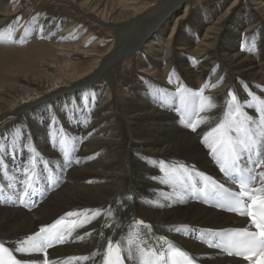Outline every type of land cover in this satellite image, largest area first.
Masks as SVG:
<instances>
[{"label":"bare ground","instance_id":"1","mask_svg":"<svg viewBox=\"0 0 264 264\" xmlns=\"http://www.w3.org/2000/svg\"><path fill=\"white\" fill-rule=\"evenodd\" d=\"M166 1L149 6L135 0H71L114 28L113 48L104 50L72 31L73 23L63 27L38 18L16 31L8 24L11 0H0V158L10 171L21 164L26 175L33 157L38 168L45 159L59 162L65 144L75 163L64 185L32 213L0 206V239L13 248L63 217L79 228L75 242L52 251L57 260L86 257L80 264H100L109 242L124 246L129 235L139 238L136 244L157 248L167 243L162 237L169 238L207 255L202 258L208 263L230 261L187 233L245 219L188 203L177 186L184 176L176 178L182 171L216 173L209 147L214 137L206 143L205 136L222 122L250 118L249 127L260 130L264 0H227L213 10L178 0L175 6L183 9L177 12L164 6ZM174 12L175 20L170 19ZM148 17L141 34L122 33ZM131 53L133 64L126 62ZM77 58L84 61L76 63ZM119 59L126 63L114 69L116 89L96 83ZM135 72L137 78L130 80ZM233 95L239 112L229 103ZM202 97L212 107L201 110ZM49 106L46 124H37L35 118H46L36 113Z\"/></svg>","mask_w":264,"mask_h":264},{"label":"snow or ice","instance_id":"2","mask_svg":"<svg viewBox=\"0 0 264 264\" xmlns=\"http://www.w3.org/2000/svg\"><path fill=\"white\" fill-rule=\"evenodd\" d=\"M3 33H0V39H3ZM251 95V93H250ZM254 100L258 99L253 97ZM208 98H201V110L205 107H212L207 103ZM230 105L236 107V111L239 112V105L237 104V98L233 95ZM260 111L262 113L260 118V130L256 131L249 127L247 119L240 121H228L222 122L212 129L210 133L205 136V142H208V137H214V142L209 143V147L212 153L217 157L220 162L221 171L225 175H232L233 173H239L240 180V192L235 194L232 203L233 207H230V211H239L241 215H248L251 217L252 223L258 229V231H248L247 229H237L231 233H226V240L224 246L228 249H234L235 254L238 256L248 253L246 259H252L256 255H260L264 258V170L257 171L258 168H264V158H259L260 153L257 152V160L254 162L255 166L252 168L240 167L241 154L244 151H252L257 145H264V100L259 101ZM227 115V114H226ZM193 131H195V125H190ZM235 131L236 135L233 137L230 133ZM31 163V161H30ZM26 178L23 183L25 185V191L32 186L33 176L28 169L25 170ZM259 179L260 187L251 188L250 185ZM216 187L215 184L212 185ZM222 187V186H220ZM242 197H247L250 203L245 204ZM96 212L94 215H98ZM68 215H75V213H69ZM62 220L56 221L55 224L42 227L39 232L34 236H30L26 241L22 242V246L17 248L19 252H45L47 256L46 248L51 247V240L56 239L57 242H63L58 238L55 229L58 225L62 224ZM143 224V221H138ZM161 239H164L163 237ZM133 243V241H129ZM219 246V245H217ZM142 256H151L155 259L150 260L147 264H156V262L162 259V255H158L155 250L149 249L147 253L143 248H140ZM176 254L182 258V264H194L193 260L187 256L186 253L177 250ZM229 254H232L230 251ZM7 257V259H5ZM72 259H87L86 257L72 258ZM0 264H21L19 260L12 256V253L3 244H0ZM43 264H50L45 258ZM105 264H123V260L120 255L119 245L113 249L112 243L109 242L108 253L105 257ZM141 264H145V261H141ZM264 264V261H262Z\"/></svg>","mask_w":264,"mask_h":264},{"label":"rangeland","instance_id":"3","mask_svg":"<svg viewBox=\"0 0 264 264\" xmlns=\"http://www.w3.org/2000/svg\"><path fill=\"white\" fill-rule=\"evenodd\" d=\"M155 1L156 0H135L137 5H142L144 3L149 2L148 4L149 6L152 4H156L157 2ZM177 1L178 0H167L166 1L167 4H165L164 6H167L168 8L171 6L173 7L172 12L173 11L177 12L178 10L183 9L182 4H180L181 5L179 6L180 8H178V5L177 7L175 6ZM193 1L195 2L193 7H196L197 5H203V6L206 5L211 10L216 9L220 5L221 6H223L224 4L228 5L229 3V2H226L227 0H193ZM11 3H12L13 13L11 16L10 23L8 24L10 25V27H14L16 31H17V28L21 27L22 32H23V30H25V28L27 27L29 23L31 22L33 23L34 21H37L38 18H41V19L44 18V20H47V21L50 20L53 23L57 22L60 25L63 24V27L66 24L73 23L74 29L72 31L76 32L80 37H87V39H85L86 41H90V43H92L93 45H97L100 49H104V50L108 49L113 43V36H114L113 32L115 31L114 28H112L110 25L102 21H96L94 18L95 15L93 13H89L86 10L77 9L73 7V5L71 4V0H11ZM176 12H174L172 15L170 13V17H171L170 19L175 20L174 17L178 15V14H175ZM242 13H245V11H243ZM159 16H160V13L158 12V17ZM150 18L151 17H148L146 20H143L141 23H137L138 24V25L136 24L137 26L134 25L132 27H129L128 28L129 30L126 29L122 31V33L124 34L126 31L125 35L128 36V38L132 37L134 34L138 32H139L138 34H141L146 29V27H148L146 25H148ZM132 28H135V30H133ZM136 28H138L137 31H136ZM145 32L143 33V35L145 34ZM168 34H169V30L165 34V37H167ZM144 41H146V38ZM95 42H97V44H94ZM144 44L145 42H142L139 47H141ZM111 47L113 48V45ZM133 55L135 54H132L131 56H127L126 58H128L129 60L126 62L132 63V64L135 63V61L137 60L136 57L135 59L131 60ZM126 58H123V59H126ZM123 59H119L116 62H113L111 65H109L105 69L104 73H102L101 77L98 78L95 82L97 83V82L104 81L108 83L115 90L116 89L115 81L119 83V78H118V73H116L114 69H116L118 65L126 63L123 61ZM74 61L76 63H81V61H84V60L77 58V59H74ZM134 75L135 76L130 78V80H135L137 78L136 77L137 72H135ZM128 77H131V74ZM45 108L46 107H44L43 110ZM49 110H50V106L46 108V111L44 110V112H42V110H40L36 113L37 115L35 116L38 117L40 116V114L41 115L45 114V118H46V119H43L42 116H40L37 119L35 118V121L37 124H40V125L42 123L46 124V121L48 120L46 115L50 113ZM23 122L24 124H26L27 120H23ZM78 130L79 128H76V131ZM185 237L187 236L185 235Z\"/></svg>","mask_w":264,"mask_h":264}]
</instances>
